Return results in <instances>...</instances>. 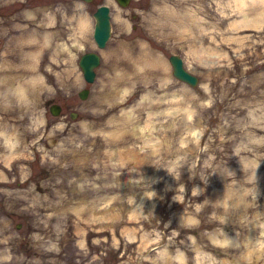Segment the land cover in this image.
<instances>
[{"label": "rangeland", "instance_id": "obj_1", "mask_svg": "<svg viewBox=\"0 0 264 264\" xmlns=\"http://www.w3.org/2000/svg\"><path fill=\"white\" fill-rule=\"evenodd\" d=\"M246 3L131 0L122 8L115 0V7L107 0H0V93L13 89L0 99V131L19 142L10 150L0 138V240H6L0 256L12 257L0 264H150L144 257L155 258L153 249L166 246L173 254L180 248L188 264H196L189 237L217 261L249 264L245 257L252 253L251 264H264V159L251 183L247 166L248 133L264 136L248 116L264 102V21H254L257 13ZM77 4L85 6L82 12ZM100 4L110 7L112 32L106 47L96 49L92 13ZM84 14L90 30L81 22ZM176 29L195 32L197 42L176 39ZM21 40L30 41L17 47ZM94 49L101 64L81 100L78 57ZM31 51L35 70L19 71L22 53ZM128 53L139 57L136 73L124 64L112 67ZM172 54L198 77L195 87L172 75ZM148 57L161 63L147 67ZM210 58L217 66L202 67ZM165 78L172 84L162 86ZM49 101L61 106L59 115L50 114ZM87 106L99 112L83 111ZM128 114L125 136H117L118 122ZM40 119L43 125L36 126ZM114 171L123 181L148 178L121 190L108 187ZM152 191L156 195L148 199L145 193ZM225 192L234 202L223 204ZM239 195L243 202L235 200ZM212 237L238 247L222 249ZM50 244L59 251H49Z\"/></svg>", "mask_w": 264, "mask_h": 264}, {"label": "clouds", "instance_id": "obj_2", "mask_svg": "<svg viewBox=\"0 0 264 264\" xmlns=\"http://www.w3.org/2000/svg\"><path fill=\"white\" fill-rule=\"evenodd\" d=\"M109 5H112L113 7H115L113 5V0H107ZM245 7H248L252 12L257 13V18L261 21H264V0H247V3L244 5ZM77 9L80 10L81 12L84 9V5L83 4H77L76 5ZM120 9L116 8V12L117 14L120 13ZM141 15H143V13H141ZM84 19L85 21H87L88 25H89V30H90V25H91V21L88 20V17L86 14H84ZM147 19V17H146ZM131 28V25H129V29ZM191 39L193 41L197 40V37L193 36L191 37ZM105 59H108V56H105ZM204 68H212V67H216L217 65L211 62V58L209 60V62L201 65ZM190 68L193 72H195V68L192 67V65L190 64ZM164 71L167 72V66L165 64L164 66ZM199 74V73H197ZM3 83V80L0 79V84ZM169 84H172V81L170 79L165 78L162 81V86H167ZM202 88H204V90L207 92L209 91L208 89V85L207 84H202L201 85ZM49 91H51L49 89ZM12 93L9 92L8 94H4V93H0V99L5 98L6 95H11ZM261 96H264V92H261ZM208 106H211L212 101L209 100L208 102ZM85 112H92L94 115L97 114L99 112L98 108L95 107H91V106H87L85 108L82 109ZM248 116L250 118L251 121V127L253 128H259L261 130H264V102H260L258 103L255 107H252L249 112H248ZM189 121L192 119V115L189 114L188 116ZM44 123L43 119H40L38 122H36V126H42ZM60 129L64 128L63 124H60L58 126ZM84 130L87 132L88 128H87V122H85V124L83 125ZM35 130V127L34 129ZM94 135V133H92ZM249 136V147H248V151L252 152V159L249 160L247 162V166L248 168L251 170V176L249 177V182H253L256 179V172L260 167L261 161L262 159H264V152H258L256 150L257 147H261L264 148V136L261 137H256L254 133H248ZM0 138H3L7 141V146L10 150H14L15 148H17L19 146V142L15 140V137H12L11 139H9L5 132L0 131ZM255 146V147H253ZM76 147H79V145H77ZM62 150V149H61ZM47 155V154H46ZM15 157L13 155H9V157L7 158V163H10L12 159H14ZM53 163H57L56 160L52 161ZM64 168L69 167L68 164H64L61 165ZM121 167H123V165H121ZM130 171H135V169H131ZM122 176V173L120 171H114L112 173V177H113V182L110 183L108 185V187H112V188H119L121 190L130 187V186H138L141 184L143 179H147V175L145 174L144 176H142L141 178H128L127 181H123L120 179V177ZM4 179V174L2 172H0V180ZM28 179V174L25 173L24 175H22L21 180L22 182ZM154 183L158 182V180H154ZM62 183L61 179H57L56 180V185H60ZM76 183V181L74 179L69 180L68 184L69 186H71L72 184ZM78 187L83 190L84 185L80 184L78 185ZM35 188V185H32V187L29 189V191H32ZM56 195L58 197H60L61 199H64L63 194L60 191H56ZM145 195L147 196L148 199H151L152 197H154L156 195V193L154 191L152 192H148L145 193ZM45 200H47V197H44ZM113 199H116L115 197ZM35 202V201H34ZM129 204H133L135 203L134 197L133 196H129L128 197V201ZM191 224H195L197 223L196 221H191ZM5 228L8 227L7 224L4 225ZM2 230H0V235H2ZM37 239H41L40 237H37ZM189 240L191 241V245L193 247V249L196 251L197 255H196V264H227V262H221V261H217L215 259L214 256L208 254V253H204L201 252L197 247H196V240L193 237H189ZM218 247L222 248V249H227L229 247H238V245H233L231 241H229L228 239H224V240H214L213 241ZM0 243H6V240H0ZM81 247H83V245H81ZM262 248H264V245L261 246ZM49 251H59V249L56 247L55 244H50ZM153 251L156 252V256L155 258L152 257H144L145 260H149L150 264H188V257L186 256L185 252L182 251L180 248H177L175 250V253H170L167 249V246L163 249H153ZM251 255L252 253H249V255L247 257H245V259H247L249 261V264H251ZM0 259H4V260H11L12 257L10 255H3L0 256Z\"/></svg>", "mask_w": 264, "mask_h": 264}, {"label": "water", "instance_id": "obj_3", "mask_svg": "<svg viewBox=\"0 0 264 264\" xmlns=\"http://www.w3.org/2000/svg\"><path fill=\"white\" fill-rule=\"evenodd\" d=\"M85 2L91 3L93 0H83ZM117 4L121 7H127L131 0H115ZM95 20L93 29V39L98 48H103L106 45L107 40L110 37V9L107 5H100L97 7L93 13ZM168 61L172 67L173 76L187 83L188 85L194 87L198 84V77L191 74L185 69L183 60L180 56L172 54L168 57ZM100 64V57L98 53L94 51H89L83 53L78 61V66L82 71L83 78L87 83H92L95 79V69ZM79 97L85 99L88 95V89H83L79 92ZM61 107L57 104H51L49 111L52 115L56 116L60 113ZM74 117V114L71 115Z\"/></svg>", "mask_w": 264, "mask_h": 264}, {"label": "bare ground", "instance_id": "obj_4", "mask_svg": "<svg viewBox=\"0 0 264 264\" xmlns=\"http://www.w3.org/2000/svg\"><path fill=\"white\" fill-rule=\"evenodd\" d=\"M243 1L246 3V0H243ZM253 19H254V21H259V19L257 18V16L255 18H253ZM81 22H82V24L86 23V21L84 19H81ZM174 35L176 36V39H180L181 42L182 41L183 42H186V43L188 42L191 45H193V42H197V40L196 41H193L191 39V37H193V36L198 37L197 35H195V32H192V31L189 32L188 30L185 31L183 29H176ZM43 37H45V35ZM43 37H37V38L41 39ZM29 41L30 40H21V42H17L16 43V46L19 47L22 43H24V42L25 43L26 42L28 43ZM36 44L35 43L34 44H30L29 43V44H26V45L36 46ZM22 46H24V45H22ZM59 48L61 49V47H59ZM129 54L130 53H128V55L125 56L123 59H119V58L114 59L113 60L114 63L112 64L113 65L112 67L116 70V69H118V65L119 64L120 65L124 64L125 67H127L128 69H131L132 71H135V73H136V70H139V68L136 69L137 68V65L139 66V57H135L134 55H129ZM35 57H36V52L35 51H31V52H28V53H22V55H21V57H20V59L18 61V66H16V67L18 68L19 71H21V70H25L27 72L34 71L35 70V66H34ZM160 63H161V60L160 59L148 57L147 60H146L145 66H147V67H150L151 65L152 66L153 65L158 66ZM144 68H146V67H144ZM65 71H69V70H65ZM143 71H145V70H143ZM115 79L117 80L116 82H118V83L120 82V81H118V77H116ZM20 83L21 84H19V85H23L24 84L25 85V88L27 87V85H29V83L27 82V84H26L25 81H22V82L20 81ZM20 88H21V86H20ZM10 90H13V89L11 87L9 88V90L5 89L6 94H8L10 92ZM129 120H130V122L132 121V118H131V116L129 114L119 120L120 123L118 122V124L121 125V127L118 128V135L117 136H120L121 134L123 135V137L125 136V132L127 131V129H124V128H126L125 125L129 122ZM11 155H13L14 157L16 156L14 153L11 154ZM8 157L9 156H7V158ZM225 193H226V195H225ZM225 193H224V196L229 195V192H225ZM239 196L240 197L239 198H236L235 200L236 201H239V202H243L244 201V199L242 201L243 196L242 195H239ZM226 198H228V196ZM233 199L234 198H232V200L229 199V198L228 199H224V201H222V202H223L224 205H227V204H229L230 201H233L234 202ZM76 210L79 211L80 209L79 208H76ZM79 212H82V211H79ZM89 212L92 214L93 217L99 216V214H100L99 213L100 212L99 209L98 210L97 209L95 210V208H92V207L89 208ZM229 212H230V208H227L225 210V212H222V213H229ZM86 219H89V218H86ZM261 231L264 232V228ZM212 240L213 241L216 240L215 237H212Z\"/></svg>", "mask_w": 264, "mask_h": 264}]
</instances>
